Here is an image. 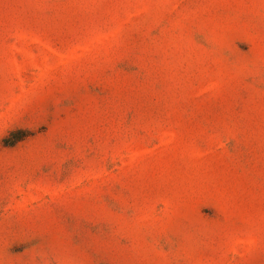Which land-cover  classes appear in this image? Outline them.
I'll return each instance as SVG.
<instances>
[{
  "label": "rangeland",
  "instance_id": "rangeland-1",
  "mask_svg": "<svg viewBox=\"0 0 264 264\" xmlns=\"http://www.w3.org/2000/svg\"><path fill=\"white\" fill-rule=\"evenodd\" d=\"M0 264H264V0H0Z\"/></svg>",
  "mask_w": 264,
  "mask_h": 264
},
{
  "label": "trees",
  "instance_id": "trees-1",
  "mask_svg": "<svg viewBox=\"0 0 264 264\" xmlns=\"http://www.w3.org/2000/svg\"><path fill=\"white\" fill-rule=\"evenodd\" d=\"M14 135V133L11 134V136ZM10 138L5 139L4 145L6 147H12L14 146L17 142L21 141L23 139V136H20L18 138H14L11 141L9 140Z\"/></svg>",
  "mask_w": 264,
  "mask_h": 264
}]
</instances>
